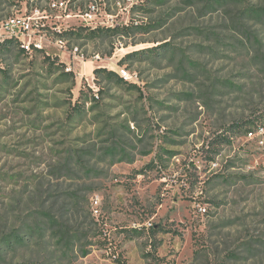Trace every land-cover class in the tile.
I'll use <instances>...</instances> for the list:
<instances>
[{"label":"rangeland","instance_id":"374dc122","mask_svg":"<svg viewBox=\"0 0 264 264\" xmlns=\"http://www.w3.org/2000/svg\"><path fill=\"white\" fill-rule=\"evenodd\" d=\"M49 1L0 0L42 38L0 50V264H264V0Z\"/></svg>","mask_w":264,"mask_h":264},{"label":"trees","instance_id":"16d2710c","mask_svg":"<svg viewBox=\"0 0 264 264\" xmlns=\"http://www.w3.org/2000/svg\"><path fill=\"white\" fill-rule=\"evenodd\" d=\"M130 27H131L130 25H124L121 27H118V26H116V27L98 26L96 28L89 29V27L78 26L77 28L76 27H69L68 29L63 30L61 33H59L57 35L60 37H64L66 35H75L79 32V30H83V29H88L90 31V33H93V34H95V33H110V34L121 33V34H124L130 29ZM12 43H16L18 45V42L15 39H11V38L5 39L2 43H0V45L3 46V47H0V50L2 48H8L9 49L10 47H7V46L11 45ZM155 48H156V46L147 47V48L141 49V50H136L127 56L129 57V56H132L134 54H139L141 52L152 51ZM20 49L23 51V48L20 47ZM37 51H40V50L37 49ZM62 66H64V65H62ZM93 73H94L95 77H98V76L104 74L106 78L115 80L117 83H123L125 85L135 86L134 84L129 83L126 79H123V77L121 75H118L115 71L107 69L105 67H96L93 69ZM76 104H78V103H76ZM252 126H253V128L256 127V125L255 126L252 125ZM249 128H252V127H249ZM249 128H247V130H250ZM229 130H231V129H229ZM229 130L226 131V134H228L227 136L224 134H219L216 136L217 139H215V140L220 139L219 140V142H220V141L226 140L232 134H235L236 130H233L231 133H228ZM215 143L216 142H214L213 140L209 141L207 143L208 149L212 150L214 145H216ZM51 224H52L51 230H52L53 236L57 240H59L60 242H69L71 240H76V239L80 238V233L77 229H73L70 232L66 231V230H62L61 224H58V223L56 224L55 220H53V218L51 220ZM143 229H144V227H140L139 230H143ZM148 229H150L152 232H154L153 225H152V227L150 225V227ZM158 230L160 231V230H164V229L159 228ZM26 238H27V234H21L19 231H15V232L8 233L7 235L3 236L0 240V244L6 245L7 248H11L12 246H16L17 244L21 243ZM153 247H154V249H156V245H153Z\"/></svg>","mask_w":264,"mask_h":264},{"label":"built area","instance_id":"2783aa9c","mask_svg":"<svg viewBox=\"0 0 264 264\" xmlns=\"http://www.w3.org/2000/svg\"><path fill=\"white\" fill-rule=\"evenodd\" d=\"M49 5L51 8H62L66 9L67 2L65 0H50ZM94 5H88V7L80 12L78 15L74 16H79L82 20L84 21H91L94 19ZM99 24H104V25H94L96 27L102 26L104 27H114L113 21L111 23L105 22V23H99ZM24 26V27H23ZM23 27V28H22ZM22 27H19L18 24L16 23L15 19L9 18L6 20L4 24H2V29L3 33L0 34V43L3 42V40L11 38L15 39L19 46L23 48L24 50H29V49H39L41 48L40 46L42 45V38H38L37 41H32V35L33 31L31 30L30 25H22ZM62 31H57V34L61 33ZM60 37V36H59ZM2 38V39H1ZM27 39V41H26ZM56 43H59L60 45L63 44L61 37L57 38ZM31 47V48H30ZM254 131L249 130L248 134H252ZM199 210L204 211L205 209L203 207H199Z\"/></svg>","mask_w":264,"mask_h":264}]
</instances>
